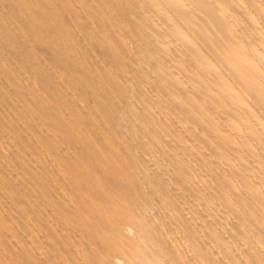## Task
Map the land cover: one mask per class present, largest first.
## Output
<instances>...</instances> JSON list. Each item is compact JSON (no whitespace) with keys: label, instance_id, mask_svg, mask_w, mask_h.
<instances>
[{"label":"bare ground","instance_id":"obj_1","mask_svg":"<svg viewBox=\"0 0 264 264\" xmlns=\"http://www.w3.org/2000/svg\"><path fill=\"white\" fill-rule=\"evenodd\" d=\"M0 264H264V0H0Z\"/></svg>","mask_w":264,"mask_h":264}]
</instances>
